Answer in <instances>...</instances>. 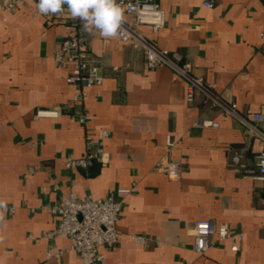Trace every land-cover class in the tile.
Masks as SVG:
<instances>
[{"label":"crops","instance_id":"crops-1","mask_svg":"<svg viewBox=\"0 0 264 264\" xmlns=\"http://www.w3.org/2000/svg\"><path fill=\"white\" fill-rule=\"evenodd\" d=\"M6 1L0 0V202L15 211L0 214V264H81L67 238L44 236L58 217L42 206L70 191L123 198L118 241L101 264H264V181L232 162L239 153L253 167L262 148L250 124L264 109V0H211L212 7L156 0L164 26H139L157 47L179 52L239 116L211 106L200 91L188 101L186 78L166 65L149 69L140 50L95 29L86 34L102 81L76 101L78 85L66 80L70 66L54 61L74 28L56 14H38L35 0H21L13 11ZM51 108L60 114L35 117ZM82 109L90 116L86 125L75 118ZM201 118L216 125L197 124ZM103 130L105 161L67 169L68 155H84L85 135ZM167 161L180 163L179 176L166 174ZM131 187L127 195L117 192ZM201 219L241 232L239 249L214 234L208 249L196 252L189 228ZM47 251L61 254L47 258Z\"/></svg>","mask_w":264,"mask_h":264},{"label":"built area","instance_id":"built-area-1","mask_svg":"<svg viewBox=\"0 0 264 264\" xmlns=\"http://www.w3.org/2000/svg\"><path fill=\"white\" fill-rule=\"evenodd\" d=\"M39 0H35V10H38ZM117 4L123 9V15H131L132 19L123 18L122 29L117 35L119 41L129 43L134 49L140 50L145 58L146 66L149 69H156L161 66H168L177 74L189 81L186 99L192 101L197 91L204 95V101L211 106H219L225 112L238 115L236 104L224 103L220 97L212 93L203 83V78L192 72L190 62L184 60L177 51L157 47L139 28L140 25H148L152 31L157 32L165 24V11L156 0H116ZM21 0H8L3 3L5 9L13 11ZM203 4L212 7L211 0H204ZM56 15L67 21L74 32L64 39L54 52V61L58 66H70V73L66 80L68 83L78 85V91L74 100L83 101L87 90L102 81L100 74L99 61L93 57L89 49L87 32L83 30L82 23L78 18H72L68 12L67 5L63 6V11ZM116 69V67H114ZM61 108L37 109L35 117H57ZM239 116V115H238ZM76 120L82 125L89 122L90 116L86 109H82L75 115ZM243 121V119L240 117ZM253 123L250 124L252 133L257 134L262 141V148L256 155V162L253 167H246L240 161V154L235 153L232 162L238 165L245 175L254 179L264 181V129H259L257 123H264V109L252 114ZM197 124L202 126H215L216 122L212 119L201 118ZM107 131L103 130L99 136L90 133L85 135V153L80 157L68 155L64 165L67 169H89L94 162L105 161L103 150V139ZM168 147L173 145L168 136L166 139ZM166 174L169 177H177L182 172L180 163L167 161L164 165ZM134 188H120L117 190L122 195L129 194ZM264 204V198L262 199ZM123 204L122 199H115L111 195L104 197H94L91 193L78 196L75 192L62 193L59 201L54 204H44L42 208L58 217L55 227L44 233L48 239L65 237L69 240V248L78 255L81 264H101L105 257V251L113 247L118 241V230L116 222L119 218ZM13 213V206L5 205L0 207V214L3 212ZM193 236V249L198 253H204L212 243V235H216L217 240L229 239L230 249L237 251L243 241V234L231 230L226 224H216L211 219L197 220L189 228ZM136 239L141 237L136 236ZM46 252V257L58 256Z\"/></svg>","mask_w":264,"mask_h":264},{"label":"clouds","instance_id":"clouds-1","mask_svg":"<svg viewBox=\"0 0 264 264\" xmlns=\"http://www.w3.org/2000/svg\"><path fill=\"white\" fill-rule=\"evenodd\" d=\"M67 5L72 18H78L88 33L97 30L105 39L116 37L123 24V9L116 0H39L38 10L42 15L56 14ZM0 202V207H3Z\"/></svg>","mask_w":264,"mask_h":264}]
</instances>
